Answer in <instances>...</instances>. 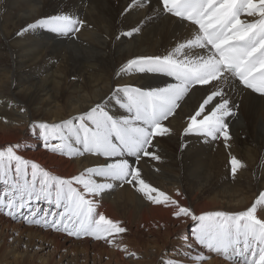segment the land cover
Listing matches in <instances>:
<instances>
[{"label":"bare ground","instance_id":"6f19581e","mask_svg":"<svg viewBox=\"0 0 264 264\" xmlns=\"http://www.w3.org/2000/svg\"><path fill=\"white\" fill-rule=\"evenodd\" d=\"M132 3L0 0V151L18 145L14 151L22 160L39 165L50 176L69 180L81 175L87 178V169L100 167L101 161L116 162L115 157L85 152L74 137L65 143L79 151H53L38 138V126L69 121L68 127H78L79 118L97 104L113 119H130L133 113L122 106L125 94L115 95L118 89L129 86L148 91L176 83L163 74L121 69L130 59L166 55L179 44H187L198 32V25L189 29L192 23L181 24L179 17L164 12L155 0H137L135 8ZM56 15L77 21L78 31L64 36L50 28L28 29V25ZM239 18L251 23L259 16L241 12ZM196 51L210 55L205 49ZM215 83L190 86L175 118L161 122L170 126V132L153 137L147 149L151 155L141 153L139 160L123 156L141 172L140 179L158 190L152 193L154 198L163 191L176 204L164 202L162 197L160 204L150 201L139 191L138 183L93 176L98 183L113 184L99 196L85 193L95 205V218L103 214L125 231L112 229L100 233V238L81 232L76 240V234L63 231V225L46 226L45 219H58L65 211L56 206L54 197L35 200L24 194L28 207H7L8 195L13 193L19 203L20 194L12 184L31 180L30 164L29 175L20 181L15 180L13 165L12 179L6 184L0 178V197H4L0 203V264H236L239 258L195 243L194 223L174 214L178 207H189L196 215L213 211L236 214L247 211L264 193L263 95L243 88L236 79L232 87H224L234 113L225 117L230 133L227 145L222 137L212 141L183 131ZM213 106H206V111ZM135 123L144 127L142 122ZM233 156L240 161L235 174L229 163ZM73 186L83 191L82 185L74 182ZM198 256L202 259H196Z\"/></svg>","mask_w":264,"mask_h":264},{"label":"snow or ice","instance_id":"6c2138e0","mask_svg":"<svg viewBox=\"0 0 264 264\" xmlns=\"http://www.w3.org/2000/svg\"><path fill=\"white\" fill-rule=\"evenodd\" d=\"M143 3L144 0H139ZM157 6L162 4L163 11L184 20L191 21V29L198 25V32L187 44H179L166 55H144L128 60L122 72H136L140 74H163L173 77L176 83L166 88H156L148 91L142 88L125 86L115 93L120 97L124 93L131 118L123 121L113 119L103 105L97 104L89 113L81 116L78 127H68L69 121L63 124H40L39 137L46 147L53 151L73 149L66 140L75 138L76 145H82L85 152H93L109 158L115 157L116 162L101 161V166L87 169V178L83 175L72 179H60L50 176L39 165L28 160H22L20 155L10 146L0 151V178L7 184L10 172L14 165L15 180L29 175L30 164L31 180L22 183H13L15 192L20 194L19 203L15 202V193L8 195L7 207L11 210L28 207L24 194L29 199L51 200L57 207H64L65 211L58 214L59 218L45 224L52 226L63 225V231L69 235L81 232L96 235L111 232L115 229L123 233L125 229L118 227L112 220L106 219L103 214L96 219V208L92 200L86 198L85 193L99 196L105 189H111V183H98L93 176L120 181L123 183H138L139 191L150 201L160 204L169 202L170 197L163 191L157 197L152 193L158 190L140 179L141 172L129 165L123 156L141 158L151 155L147 149L153 143V137H160L170 132V126H162V121L175 118L174 114L180 101L188 93L192 85L213 84L211 94L207 95L199 104L195 115L189 116V122L183 131L201 135L212 141L223 138L225 144L230 140L229 126L225 117L234 115L232 104L227 97L224 87H232L233 81L238 78L246 89L264 95V0H155ZM137 0H133L131 7H137ZM151 7V4H149ZM241 12L247 16H259L255 22L242 21ZM77 21L69 16L56 15L48 20L37 21L28 25V29L50 28L51 31L68 36L78 31ZM131 35V33H128ZM197 49H205L210 55H201ZM195 57V58H193ZM207 91V90H205ZM218 98V99H217ZM214 105L211 111L206 106ZM202 117V118H201ZM135 122H142L141 127ZM52 140H60L59 145L51 144ZM115 141V142H114ZM154 159L158 158L153 156ZM231 171L237 172L240 161L233 156L230 161ZM82 185L83 191L73 186V183ZM37 184L39 187H37ZM4 197H0L3 203ZM176 204V201H170ZM257 205L260 206L257 212ZM175 216L190 218L194 223L193 235L195 243L207 247L209 250L222 252L226 257L239 258L236 264H264V193L247 211L229 214L225 211L205 212L194 214L189 207H178ZM261 218L258 219L257 216ZM39 223V220L35 221ZM242 245V246H241ZM192 245H189L191 247ZM202 259V257H196Z\"/></svg>","mask_w":264,"mask_h":264},{"label":"rangeland","instance_id":"374dc122","mask_svg":"<svg viewBox=\"0 0 264 264\" xmlns=\"http://www.w3.org/2000/svg\"><path fill=\"white\" fill-rule=\"evenodd\" d=\"M4 150V149H3ZM3 150H1V151H3ZM29 225H31L32 226V224L29 222ZM47 227L49 226L48 224L46 225ZM82 237V236H81ZM74 239H76V240H79V235L78 234H76L74 237H73Z\"/></svg>","mask_w":264,"mask_h":264}]
</instances>
